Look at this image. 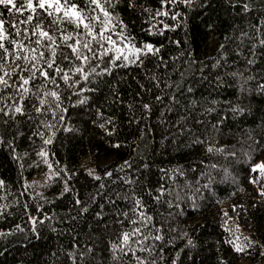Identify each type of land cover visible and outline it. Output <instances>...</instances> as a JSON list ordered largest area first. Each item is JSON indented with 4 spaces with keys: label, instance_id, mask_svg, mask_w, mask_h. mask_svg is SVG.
<instances>
[{
    "label": "trees",
    "instance_id": "trees-1",
    "mask_svg": "<svg viewBox=\"0 0 264 264\" xmlns=\"http://www.w3.org/2000/svg\"><path fill=\"white\" fill-rule=\"evenodd\" d=\"M73 3L94 35L38 0L35 11L26 0L0 5L9 50L0 49V112L22 108L0 113V264H262L264 175L253 166L264 164V94L256 88L264 84V0H134L135 8L99 0L110 13L106 30L90 0H60L62 8ZM174 14L175 27L164 29ZM101 33L118 48L152 43L159 51L128 53L135 63L113 50L101 57L111 49ZM78 34L91 51L73 44L64 61ZM53 53L61 73L47 67ZM111 56L104 73L99 65ZM40 66L52 80L39 77ZM19 76L30 79L26 91L15 89ZM80 96L87 102L77 104ZM82 205L87 212L78 214Z\"/></svg>",
    "mask_w": 264,
    "mask_h": 264
},
{
    "label": "snow or ice",
    "instance_id": "snow-or-ice-1",
    "mask_svg": "<svg viewBox=\"0 0 264 264\" xmlns=\"http://www.w3.org/2000/svg\"><path fill=\"white\" fill-rule=\"evenodd\" d=\"M117 2V0H109V4L111 7H114L115 6V3ZM127 3H128V6L130 8H135V3H134V0H127ZM162 3H171V4H176L177 3V0H162ZM179 3H182V4H185L186 6H191L192 5V0H179ZM13 4V0H0V5H12ZM90 5H94L95 8H92L91 11L92 12H95V9H100V12L101 14L106 18L105 20V24H104V27H105V30L107 29V24L108 22H110V13L109 11L106 10V7L105 6H102L100 3H99V0H90ZM26 6L28 8V10L30 11H35L34 7H33V0H26ZM45 6H47L48 9H52L54 8L56 12H61V11H64L65 15L67 17H69L71 20H74L76 22V27L79 28L81 25L84 26L85 28V34L86 35H94L93 33V26H92V22H91V18L90 16H88V23H85V19L82 17L81 13L79 11H77V5L75 3L71 4V6H64L63 8L61 7V4H60V0H38V7L41 8V9H44ZM86 8L89 7V5L86 3L85 5ZM249 8V5L248 4H244L243 5V9L245 11H247ZM23 9L22 7H16L15 8V11L16 12H21ZM7 11L8 12H12L13 11V8L12 7H8L7 8ZM146 11H149V10H146ZM160 15H164V16H167L168 15V12L167 11H164V12H160L158 11L156 13V16H160ZM177 16L178 14H174L171 16V19L173 20V24L169 25L167 23L164 24V29H171V28H174L175 27V21L177 19ZM153 19H155V17H153ZM33 20V17L31 15L28 16V21H32ZM97 20H99V16H97ZM3 20H0V30H4L2 25H3ZM262 24H264V20H262ZM36 27L39 29L40 28V25L37 24ZM89 28H92V32L89 33L88 32V29ZM25 31H28V29H25ZM102 36L105 37L104 33H101ZM120 35L122 36L123 35V32L120 33ZM40 37H51L47 32L43 31L42 29L40 30ZM105 39H107V42L108 44L111 45V49H107V50H104V49H101V53H100V56L102 57L103 55L107 54L110 50H113L115 53L119 54L121 52H124V60L127 61V63H135L136 61L133 60L131 58V56L128 55V53H132L133 55L137 54V53H141L142 51L144 52H148V53H151L152 55H156L158 53V49L154 48L153 44L152 43H144L142 47H132L130 44H124L123 48H118L115 46V44H113L112 40H111V37H105ZM4 39L3 38H0V49H3V52L4 54L6 53H9V50L5 47V45L2 43ZM69 40V39H68ZM39 42H41V40H39ZM50 43H52V47L53 48H56L58 49L57 46H54L56 42H52L50 41ZM262 43H264V41H262ZM13 44L18 48L20 49L21 51H24L25 50V46L20 44L19 42H16V41H13ZM75 44L76 45V48L79 49L81 46H83L85 49H87L88 51H91V45H88V44H85V45H80L79 43V34H78V38L75 40L74 43H67L65 45V47L67 49H70L71 52L68 53L69 55H66L63 57V60L64 61H69L70 59V56H72L71 54L73 53L74 49L72 47V45ZM32 54L35 55V49H32L31 50ZM41 56H44L46 57L45 53L41 52L40 53ZM95 55V54H94ZM8 56V55H7ZM20 57L17 56L16 59H19ZM97 58H100V57H97ZM11 59H13V56L11 57ZM75 59L80 63V62H84V61H87V55H83V56H75ZM4 58L3 57H0V61H3ZM57 60V56L55 53H53L52 55V61H51V64L47 65V67L49 69H52V68H55L56 69V72H63L64 69L60 67H57L58 63L56 62ZM113 60V56L109 57L108 60L106 62H104V66H101L99 65V67L102 69V71L104 73H107L109 71H111L112 69L111 68H108V67H105V65H108L111 63V61ZM34 63V61H31ZM250 63H252L253 61L250 60L249 61ZM161 63H163V61H161ZM70 65V64H69ZM213 67H215V65H213ZM18 71H21L19 67H17V72ZM37 72L39 74V77L43 78L44 80H52L53 79V76L49 73V72H46L41 66L39 69H37ZM75 72L76 74L79 75V78L80 80H85L86 79V76L84 75V70L83 69H80V68H76L75 69ZM93 74L95 75H99L100 73L98 72H95V70H93ZM4 76H7V72L4 74ZM18 80L21 81L20 85H19V88H17V85L15 86V89L20 92V91H26L27 90V85H29L30 83V79H25L24 76H19V77H16ZM155 79V77H153ZM57 79H60V77H57ZM62 80L65 82V83H68V84H71V77L67 74L63 75L62 77ZM3 81H0V83H2ZM79 84V83H77ZM26 86V87H25ZM257 92H260L262 94H264V84H259L257 85ZM79 91H84V88L81 87L79 89ZM189 91H191V89H189ZM78 95V92L76 93ZM52 95L54 97L57 98V103L59 105L60 103V93L56 92V91H53L52 92ZM25 98V97H24ZM23 98V99H24ZM157 100L160 99V97L158 96L156 98ZM87 102V96H80L77 100H76V103L77 104H83V103H86ZM196 103L195 100H192L190 101V104L189 106H194ZM212 103H215V101H213ZM142 107L144 110H149L150 108V105L148 103H144L142 104ZM37 111H40V109H36ZM209 111H212V109H209ZM233 111H236V109L234 108ZM240 111H243V109H240ZM22 112V108L21 106L17 109H15V113H12V112H9V111H4V112H0L2 113V115L4 116H12V115H16V114H19ZM61 119H64V117H61ZM180 121L178 120L177 121V124H179ZM100 127H103V125L101 124ZM65 131H68L67 127H65L64 129ZM40 135H43L42 133ZM45 144L47 143H50L51 142V138H48L47 140L44 141ZM10 143V142H9ZM208 151H212L211 148L208 149ZM38 157H45L46 156V153L44 152V150H41L39 153H37ZM45 163H47V161H45ZM125 164H127V161H125ZM254 170H260L262 174H264V164H256L253 166ZM57 173L55 172H52L51 176H56ZM67 175H71V173H67ZM88 175L89 176H92L94 179H100V177L98 176H95L93 174V172L91 170L88 171ZM49 179H51V177H49ZM101 187H103V185H101ZM68 192V186L67 184H65V187H64V192ZM63 193H61L60 195H63ZM119 195V194H117ZM261 195H264V192L261 193ZM81 202L80 201H77V204H80ZM86 203V202H85ZM141 205V201L140 200H137L136 201V206H139ZM137 210V209H136ZM81 212H87V208L84 207L83 205L81 206V208L79 209V212L78 214H80ZM102 214L101 213H97V223L100 224V223H103L104 221L99 219V217H101ZM36 218L35 217H29V221L31 220H35ZM117 223H120L119 220L116 221ZM132 223H135V221H132ZM16 228L17 230L19 231H23L24 229L21 228V226L18 224L16 225ZM54 230V229H53ZM134 234L135 233H138V229H134ZM2 235V234H0ZM129 237H128V233L125 232L123 233V242L122 244H120V247L123 248L124 247V244H126V242L128 241ZM155 239L159 240L160 237L159 236H156ZM111 247L113 249H115L117 247L116 244H112ZM89 251H91V249H88ZM237 250L238 251H241L242 250V246H238L237 247ZM72 254L69 253V256H71ZM137 260L140 261V257H135ZM140 264H142V262H140ZM173 264H175V261H173Z\"/></svg>",
    "mask_w": 264,
    "mask_h": 264
},
{
    "label": "rangeland",
    "instance_id": "rangeland-1",
    "mask_svg": "<svg viewBox=\"0 0 264 264\" xmlns=\"http://www.w3.org/2000/svg\"><path fill=\"white\" fill-rule=\"evenodd\" d=\"M256 164H262V163L258 161ZM256 164H255V165H256ZM263 175H264V174H263ZM43 180H45L44 177L42 178V180L40 179L39 182H40V183H43V182H42ZM262 264H264V262H263Z\"/></svg>",
    "mask_w": 264,
    "mask_h": 264
}]
</instances>
